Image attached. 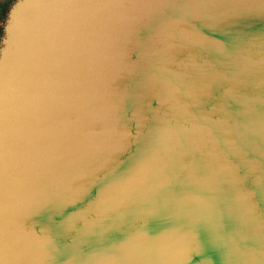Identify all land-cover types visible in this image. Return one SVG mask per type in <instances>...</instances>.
<instances>
[{
	"label": "water",
	"instance_id": "1",
	"mask_svg": "<svg viewBox=\"0 0 264 264\" xmlns=\"http://www.w3.org/2000/svg\"><path fill=\"white\" fill-rule=\"evenodd\" d=\"M0 264H264V0H5Z\"/></svg>",
	"mask_w": 264,
	"mask_h": 264
},
{
	"label": "rangeland",
	"instance_id": "2",
	"mask_svg": "<svg viewBox=\"0 0 264 264\" xmlns=\"http://www.w3.org/2000/svg\"><path fill=\"white\" fill-rule=\"evenodd\" d=\"M5 0H0V15H1V12H2V9H3V3H4Z\"/></svg>",
	"mask_w": 264,
	"mask_h": 264
}]
</instances>
